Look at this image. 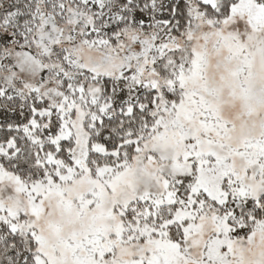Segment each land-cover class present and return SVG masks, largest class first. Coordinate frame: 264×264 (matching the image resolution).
Wrapping results in <instances>:
<instances>
[{
  "label": "snow or ice",
  "instance_id": "obj_1",
  "mask_svg": "<svg viewBox=\"0 0 264 264\" xmlns=\"http://www.w3.org/2000/svg\"><path fill=\"white\" fill-rule=\"evenodd\" d=\"M0 264H264V0H0Z\"/></svg>",
  "mask_w": 264,
  "mask_h": 264
}]
</instances>
